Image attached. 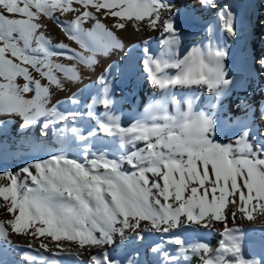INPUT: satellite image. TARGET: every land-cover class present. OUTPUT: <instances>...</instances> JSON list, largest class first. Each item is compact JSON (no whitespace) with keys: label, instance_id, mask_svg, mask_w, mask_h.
I'll return each instance as SVG.
<instances>
[{"label":"snow or ice","instance_id":"1","mask_svg":"<svg viewBox=\"0 0 264 264\" xmlns=\"http://www.w3.org/2000/svg\"><path fill=\"white\" fill-rule=\"evenodd\" d=\"M196 3L213 17L201 33L207 42L181 55V21L189 11L181 0H0V117L9 118L0 119V129L18 118L21 129L39 126L40 137L51 131L63 146L0 172V181L7 180L0 183V209L10 216L0 219V244L25 236L28 248L33 240L39 244L36 252L54 247L53 256L66 254L76 262L77 252H87L91 264H264V257L246 256L243 230L227 223L253 221L257 209L264 211V123L237 118L242 126L228 142L220 139L224 125L218 114L236 81L226 66L229 49L217 33L237 37L236 15L217 0ZM57 12L75 18L61 23ZM101 15L114 21V29L159 30L160 54L145 40L141 63L160 95L128 123L115 111L113 65L99 76L101 88L90 102L73 93L70 111L51 103L53 86L63 89V80L81 79L75 64L54 57L92 68L98 54L124 49ZM43 18L56 19L80 50L60 43L55 47L61 51H53L41 31ZM89 20L92 26L84 27ZM254 71L264 80V54L246 57L244 79ZM193 89L207 91L206 106ZM236 107L246 117L255 115L247 99ZM259 119L264 122V105ZM217 223L222 230L215 249L193 238ZM24 258L47 260L43 253L25 252Z\"/></svg>","mask_w":264,"mask_h":264},{"label":"bare ground","instance_id":"2","mask_svg":"<svg viewBox=\"0 0 264 264\" xmlns=\"http://www.w3.org/2000/svg\"><path fill=\"white\" fill-rule=\"evenodd\" d=\"M181 3L189 9L181 21L184 36L181 42L180 54L183 55L193 44L199 43L201 40L207 42L201 33L203 27L213 17H210L207 13H202L196 0H181ZM217 3L221 6L224 4L229 5L236 15V26L238 29V36L235 38L228 37L223 33H217L219 42L229 49L230 55L226 61V66L229 69L230 76L236 81L231 92L223 99V110L218 119L224 125L223 129L234 125H241L237 121V118H239V121H246L248 123H252L254 120V126H260L264 123L259 119L260 107L264 105V80L259 78L257 80L255 71L252 78L244 79L242 67L246 57L251 55L258 57L264 54V24L259 22L260 19H264V0H217ZM113 23L114 21L110 19L106 21L105 25L109 26V29L122 41L124 49L122 51H113L107 56L98 54L96 56L98 63L87 71L86 80L77 87L74 93H80L82 103L90 102L92 96L96 95L101 88L97 83L99 76L105 73L109 65H113L111 76L109 77L110 82L114 86L112 95H123L122 100L116 102L115 111L118 115L122 116L124 123H128L143 112L145 105L154 96L158 98L160 95L147 82L146 74L142 71V63L137 59L141 56L142 60L143 41L145 40L149 41V47L154 55L160 54V34L159 30L153 31L144 25H141L138 31L131 25L125 30H118L112 28ZM61 32L59 34L63 35L62 30ZM252 34L255 35L250 37ZM130 49L131 51H129ZM254 67L258 69L259 66L255 65ZM112 76L115 77V80L111 79ZM242 80L243 83H241ZM192 94L200 96L202 99L198 103L201 106H206L207 102L203 99L208 96L206 90L193 89ZM239 99H247L255 109V115L249 113L246 117L242 111L238 110L236 105ZM68 101L69 99L60 104L61 111H70L74 108ZM99 109L97 108V111ZM39 132V126L28 129L30 137L40 138ZM230 137L231 135L227 136L226 142H228ZM254 215L256 218L253 221L238 218L235 224H233L232 219L229 218L227 223L229 227H239L243 230L246 256L249 258H260L264 257V231H262L264 229V211L257 209ZM221 230V224L217 223L216 227L210 231L202 230L199 233L193 234V238L204 240L215 249L218 247L219 232ZM33 242L35 245H38L36 241L33 240ZM35 247L30 249L31 254L39 257L43 253L47 257V260L44 262L37 259V262H40V264H51L52 260L58 261V264H91L90 255L87 252L83 254L77 253L80 256V261L76 262L66 254L53 256L51 252L57 251L54 247L52 248L53 251L51 250L48 253H45L43 249L36 252L35 250L39 247ZM73 250L75 251V249ZM92 251L97 250L93 249ZM7 261L10 264H22L10 259H7ZM192 264H196V261L194 260Z\"/></svg>","mask_w":264,"mask_h":264},{"label":"rangeland","instance_id":"3","mask_svg":"<svg viewBox=\"0 0 264 264\" xmlns=\"http://www.w3.org/2000/svg\"><path fill=\"white\" fill-rule=\"evenodd\" d=\"M73 7L79 8L81 11L83 9L80 5L74 4ZM91 10V9H89ZM56 17L59 19L61 23L68 24V22L72 21L75 18V13H68V14H61L59 12L56 13ZM102 23H106V21L110 19H105L102 15L99 16ZM45 27L41 30L46 39L50 41L49 47L53 51H61V49L56 48L55 46L63 43L68 45L70 48L79 51V46L72 40H70L67 34L62 30L60 24L57 23L56 19H47L43 18L42 20ZM94 21H87L84 24V27L88 28L91 27ZM109 28V26H108ZM60 29V30H59ZM63 35L59 34L62 33ZM255 34H252L250 37H253ZM54 60L64 64H75L77 69L80 72L81 79L78 82H70L67 80H63L62 83L64 85L63 89L55 88L53 86L52 89V98L51 103L56 104L57 102H61L60 104L64 103L66 100L70 98V96L75 92L77 87L86 80L87 71L91 68L85 67L82 64H79L76 61H69L59 57H54ZM138 61H141V56H139ZM35 75V73H34ZM39 78V77H37ZM22 79V78H21ZM258 80V78H256ZM42 83H46L45 80H42ZM32 94H29L31 96ZM123 95L116 94L113 95V99L116 102L121 101ZM103 111L102 107L98 110ZM221 113L218 114V118L220 117ZM0 119H9L7 117H0ZM12 123L7 124L3 129H0V172L5 170H17L21 167L25 162L31 159H43L49 152H56L61 147H63L59 141L57 140L56 136L50 131L49 136L47 138H39V137H30L28 135V130L24 131L18 125L20 124V120L18 118H11ZM241 125H234L227 129H223L220 134V139L226 142V138L228 135H232V133L238 130ZM27 140L31 141H38L41 145L44 146L43 150L35 149L30 147ZM23 144V147L20 145ZM75 151V149H73ZM114 151V149H113ZM0 183H7V180L0 181ZM0 203H3L0 201ZM10 218L9 214L6 213L4 209H0V219H8ZM12 245L0 244V259H10L15 262H21L22 264H40V262L28 261L24 258L25 252H30L31 248H37L38 245H35L32 241V247L28 248L27 244L29 243L30 238L25 236H17L12 235ZM18 246V247H17ZM14 249V250H13ZM16 250V251H15ZM53 251V249H51ZM79 253V252H77Z\"/></svg>","mask_w":264,"mask_h":264}]
</instances>
